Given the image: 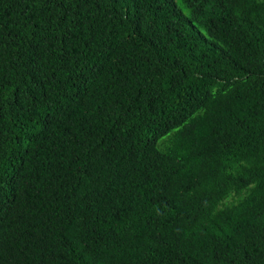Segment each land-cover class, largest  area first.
Masks as SVG:
<instances>
[{
	"label": "trees",
	"instance_id": "1",
	"mask_svg": "<svg viewBox=\"0 0 264 264\" xmlns=\"http://www.w3.org/2000/svg\"><path fill=\"white\" fill-rule=\"evenodd\" d=\"M0 264H264V0H0Z\"/></svg>",
	"mask_w": 264,
	"mask_h": 264
}]
</instances>
